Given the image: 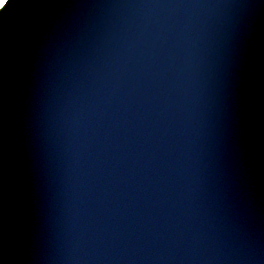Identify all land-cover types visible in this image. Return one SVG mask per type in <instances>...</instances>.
<instances>
[{"label":"water","instance_id":"water-1","mask_svg":"<svg viewBox=\"0 0 264 264\" xmlns=\"http://www.w3.org/2000/svg\"><path fill=\"white\" fill-rule=\"evenodd\" d=\"M0 264H264V0L0 8Z\"/></svg>","mask_w":264,"mask_h":264},{"label":"snow or ice","instance_id":"snow-or-ice-1","mask_svg":"<svg viewBox=\"0 0 264 264\" xmlns=\"http://www.w3.org/2000/svg\"><path fill=\"white\" fill-rule=\"evenodd\" d=\"M9 3H10V0H3V3L2 5H0V8H6Z\"/></svg>","mask_w":264,"mask_h":264},{"label":"rangeland","instance_id":"rangeland-1","mask_svg":"<svg viewBox=\"0 0 264 264\" xmlns=\"http://www.w3.org/2000/svg\"><path fill=\"white\" fill-rule=\"evenodd\" d=\"M2 3H3V0H0V5H2Z\"/></svg>","mask_w":264,"mask_h":264}]
</instances>
